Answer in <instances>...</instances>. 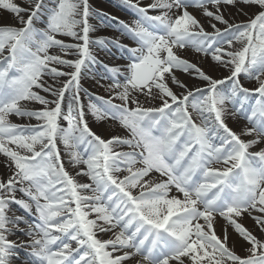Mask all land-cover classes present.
<instances>
[{
    "label": "snow or ice",
    "instance_id": "snow-or-ice-1",
    "mask_svg": "<svg viewBox=\"0 0 264 264\" xmlns=\"http://www.w3.org/2000/svg\"><path fill=\"white\" fill-rule=\"evenodd\" d=\"M122 2L131 43H112L128 62L104 66L105 99L81 84L105 44L90 39L89 0H0L12 14L0 18V264H18L20 249L24 264H264V0ZM230 9L251 16L230 23ZM189 49L229 74L213 78ZM89 115L127 134L105 138ZM229 116L247 124L236 132Z\"/></svg>",
    "mask_w": 264,
    "mask_h": 264
},
{
    "label": "rangeland",
    "instance_id": "rangeland-1",
    "mask_svg": "<svg viewBox=\"0 0 264 264\" xmlns=\"http://www.w3.org/2000/svg\"><path fill=\"white\" fill-rule=\"evenodd\" d=\"M108 1H112V0H108ZM17 2H19V0H17ZM103 3L109 4L106 0H89V4L92 7V9L94 10V13H96V7L99 8L103 12V10L101 9V4H103ZM141 3L142 4H148V3H151V0H141ZM189 10L198 19H201L202 20V22L204 23V27L206 28V30H208L210 32L212 31L211 27L208 26L206 19L202 17V14L199 11H197L195 8L194 9H189ZM104 13H106V12L104 11ZM92 16H90V18H92ZM250 16H251V13H249L248 15H245L243 13L237 12V10H235V9H230L226 13V18L229 19V22L230 23H237V24H239V23H246L248 21V19L250 18ZM0 18H3L4 20H7V21H11L12 14L7 13L6 10H0ZM92 20H94V19L92 18ZM89 23H91V21H89ZM114 26L115 25L112 24V23L109 24V27H114ZM217 27H221L222 28L223 25L217 24ZM103 31L104 30L102 29L101 33L103 35H105V34L106 35H109L108 33H104ZM113 31L115 33L117 32V30H114V29H113ZM110 32H112V31H110ZM61 39H64L65 42H67V43H73V42H75V41L72 40L71 37H61ZM116 40H118V39H116ZM104 41H105V44L103 46H94L92 48L93 54L94 55L96 53L100 54L102 56V59L104 57L106 59V61L109 62V65L110 66L113 65V64L118 66V63L117 62L119 61V56L124 55V53L119 48H117V47L115 49L113 47V45L110 44L111 43L110 41H106V40H104ZM128 42L131 43L130 41H128ZM189 50H190L189 52H191V51L193 52L194 51V50H191V49H189ZM110 54H114V55H110ZM188 54L189 53L184 52V55L191 62L196 63L204 71H206L209 75H211V73H213V72H217L218 71L217 70L218 69V66H217V64L214 61L211 60V56L210 55L207 56V57L204 55V57L206 58V61H208V62H207V65L202 66L201 64H199V62H197L196 60H194ZM67 58H69V59H76L77 57H75V56H69ZM102 59H101V61H102ZM85 72H86V74H85V76L81 80L82 87H84L86 89V91H88V93L90 94V96L91 95H94L96 97H104L105 99H107L109 97V95H110V90L108 88V85L111 83V80L110 79H107L105 77L110 76V73L109 74H106V75L105 74H102L103 75L102 77L100 75L97 76V75H95V73H93V68H90V67H88L85 70ZM180 74L183 75V76H185V77H189L186 74H182V73H180ZM228 74L229 73L226 70L225 73L222 76H215L214 78H218V77H222L223 78V77H225V75H228ZM211 76H214V75H211ZM244 78L245 77H242L243 81L246 82L248 86H250V87H253L254 86V84H255L254 81H249L247 78H245V79ZM170 86L171 87H174V88L176 87L175 85H170ZM176 89H180V88L177 87ZM180 90H183V89H180ZM178 94H180V93H178ZM141 100L143 101V98H141ZM84 102L87 103V99H85ZM153 103L156 104V105H158L159 102L158 101H155ZM144 106L147 107V106H152V105L151 104H145ZM26 107H28V108H37L39 106L36 105V104H34V103H32V102H29L26 105ZM234 119H236V118H234ZM237 119L240 120L239 118H237ZM12 120H13V122H15L17 124H19L20 122L22 124H26L25 121H23L22 119H19V117H12ZM92 121L93 122L89 121L90 125L95 124V120L93 118H92ZM241 122L244 123L243 121H241ZM28 123H30V124L33 123V120H29ZM111 123H113L112 125H114L115 128L114 129H110L109 133H104V126L109 125L108 123L105 122L106 125H103L102 127L101 126H98V131L103 132V136L104 137L112 136V135H115V134H120L121 136H123V134H125V131L124 130H121V128H118V126L114 122H111ZM234 125H236L240 129V130L239 129L238 130H235L236 132H240L241 129L243 128L242 126L239 125V123H236L235 121H234ZM64 126H66V123H65ZM245 139H247V137H245ZM60 147H61V150L63 152V145H60ZM0 158H1L0 159V162L2 163V166L5 167L4 166V159L5 158L2 155H0ZM64 160H65V164H66V167H67V156H64ZM1 170L2 169L0 168V173H1ZM69 171H70V173H72L73 175H75V172L74 171H72V170H69ZM79 179H81L82 181H85L86 182V178H84V177H79ZM12 207H13V211L15 212L16 215H22V216H25L26 219H28V216H27V214L24 211L18 209L17 206H15V205H13ZM246 220H248V224H249V226H250L251 229L255 228L254 222L251 220V218H247ZM245 224H246V222H245ZM21 226L23 227V225H21ZM219 229L220 228H218V230H217L218 234H219V231H220ZM229 232L232 233V230L229 229ZM232 235L233 234H231V238H232ZM257 235H259V233ZM18 236H19V234H18ZM18 236H11L9 238L10 239H17ZM109 236H110V234H106V237L104 239H108ZM19 239H25V237L19 236ZM243 243L244 242L240 241V244H239L240 247L239 248L236 247V251L238 253H240V254L244 253V250L241 247V244H243ZM20 251H23L24 252V253L22 252L21 254L23 256H25L24 260H26L27 259V257H26V251L24 249H20Z\"/></svg>",
    "mask_w": 264,
    "mask_h": 264
},
{
    "label": "bare ground",
    "instance_id": "bare-ground-1",
    "mask_svg": "<svg viewBox=\"0 0 264 264\" xmlns=\"http://www.w3.org/2000/svg\"><path fill=\"white\" fill-rule=\"evenodd\" d=\"M101 9H102L103 11H105L106 13H108V14H109V12H110V9H111V10H114V9L111 7V5H108V4H105V3L101 4ZM112 14H113V16H117V15H118L116 11H112ZM118 17H119V16H118ZM196 56H200V55L196 54ZM200 59H204V58H200ZM201 63H203V62H201ZM218 71L224 72V71H222V70H220V69H218ZM211 75H215V72L211 73ZM216 76H220V74H217ZM185 80L187 81V83H188V85H189L190 87H192V86H194V85L197 86V85L203 84V83H198V82L191 81V80H188V79H185ZM229 117H230V116H229ZM88 119H89V121L93 122V121H92V117H91V115H89ZM95 121H96V120H95ZM100 124H102V123H100ZM96 125H99V121H96ZM96 125L93 126V129H94V130H97V129H98V127H97ZM234 126H235V125H234ZM0 159H1V158H0ZM0 168L2 169L0 174L4 175V176L6 177L7 174H8L7 169H6L5 167L2 166V163H1V162H0ZM67 168H68V170H72V171L76 172V169L71 168L68 164H67ZM245 222H248V221L245 220ZM222 223H223V222H222ZM222 223H221V224H222ZM253 229L255 230V228H253ZM256 234H258V233H256ZM232 238H233L235 241H238V240L235 238V236H233V235H232ZM237 245H239V244L237 243ZM237 245H236V246H237Z\"/></svg>",
    "mask_w": 264,
    "mask_h": 264
}]
</instances>
